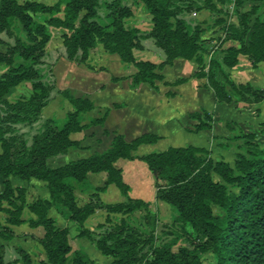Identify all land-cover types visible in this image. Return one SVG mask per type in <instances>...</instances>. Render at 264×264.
<instances>
[{"label":"trees","instance_id":"obj_1","mask_svg":"<svg viewBox=\"0 0 264 264\" xmlns=\"http://www.w3.org/2000/svg\"><path fill=\"white\" fill-rule=\"evenodd\" d=\"M140 1L150 14L152 26L147 33L128 24L132 10L124 0L104 1L103 15L99 13V0H56L51 5L37 0H0V33L13 38L10 43L0 37V44L4 46L0 50V65L6 67L0 72V177L3 180L0 212L7 214L5 222L0 219V238L11 239L14 233L9 225L23 221L24 188L14 189L11 178L25 181L34 178L45 182L48 191L47 198H36L27 206L35 215L33 220L29 218V224L43 227L44 234L39 241L46 259L33 262L26 251L18 248L23 264H100L84 250H72L69 230L57 226L48 216L51 208L76 224L78 236L91 239L97 250L111 256L109 264H264V142L255 143L248 134L244 135L246 148L236 154L233 165L223 160L213 161L201 153V146L193 145L133 155L138 145L154 143L159 138L152 133H143L130 142L122 134L114 133L110 147L103 152L56 167L47 165L48 160L78 147L70 133L101 124L108 111L105 106L99 117H88L86 121L93 102L63 89L60 92L70 103L65 121L61 125L52 118L40 121L53 88L39 67L51 37L50 28L66 31L62 34L63 45L70 60L85 61L89 49L101 44L123 62L134 64L137 71L132 76L133 86L145 83L157 89L155 81L163 79L157 70L181 57L196 62L193 75L206 79L217 103L257 104L264 100V90L249 81L234 82L225 76L220 81L216 60H210L207 70L203 68L202 56L198 54L200 28L180 16L189 10L180 4L181 0ZM249 20L247 14L240 13L236 23L227 25V38L234 44L224 48L223 65H236L239 54L246 55L253 67L264 61V19L256 16L251 27ZM144 38H151L163 51L161 62L135 59L133 50L143 47ZM184 81L181 77L174 83ZM18 85L25 87V91L14 99H6L10 88ZM189 117L196 121L190 129L192 132L211 129L214 123L213 111L204 108L189 113ZM38 122L29 139L15 126L31 127ZM262 126L264 131V122ZM119 158H138L146 163L154 177L156 199L171 206L176 214L173 220L181 223L183 229L190 227L194 239L190 247H174L172 241L156 243L153 228L157 215L152 212L150 202L130 197L116 203L100 199V193L110 183L127 195L129 186L123 182L121 169L115 164ZM100 171L106 174L105 184L94 186L88 174ZM212 173L220 180H214ZM78 189L89 192L83 204L76 201ZM15 199H20V203ZM96 210L120 214L142 210L144 228L122 218L92 238L83 224ZM205 251L212 255L207 263L200 257ZM0 264H6L1 252Z\"/></svg>","mask_w":264,"mask_h":264},{"label":"crops","instance_id":"obj_2","mask_svg":"<svg viewBox=\"0 0 264 264\" xmlns=\"http://www.w3.org/2000/svg\"><path fill=\"white\" fill-rule=\"evenodd\" d=\"M142 45L141 49L133 50L136 60L159 63L164 59V53L151 38H144ZM196 69L197 64L193 60L176 57L171 64H166L157 70L163 75V79L155 81L157 89H154L145 83L133 86L132 76L137 71L134 64L123 62L116 53L107 52L101 44L90 48L87 59L83 62L60 57L52 66L56 87L71 89L81 96L88 97L94 104L88 112L90 117L98 116L103 106L108 107V111L101 124H92L80 131L70 133V138L78 142V147L48 160L47 165L56 167L69 160L103 152L110 147L114 133L122 134L127 142L143 133L159 136L154 143H142L132 151L133 155L141 156L149 152L165 150L170 146H203L216 134L218 125L222 131L217 133L227 135L226 122H255L256 117L250 112V104L217 103L212 89L206 84V79L193 75ZM181 77L185 78L184 82L174 83ZM47 108H50L49 113L46 112ZM201 108L213 111V126L211 129L192 132L190 129L196 121L189 117V113L199 111ZM263 113L264 103L261 105V116ZM41 117L52 118L61 125L65 121L66 110H62V102L52 105L49 100L42 109ZM115 164L120 167L122 180L129 189L127 195H124L115 184L110 183L100 193L103 202H121L127 197L140 198L150 203L159 201L155 197V187L154 190L152 189L154 180L152 181L150 177L151 171L144 161L138 158H119ZM18 179L12 177L11 182L26 186L23 182L27 181ZM88 179L94 186H103L106 174L103 171L89 173ZM30 181H35L34 183L44 189L42 198L48 197L45 182L34 178ZM2 188L3 180L0 177V190ZM82 195L88 198L89 192L84 191ZM48 212L58 226L68 228L70 245L71 237L84 241L83 236H76L73 233L76 229L75 223L61 217L53 208ZM39 228L40 226L26 229L35 232ZM37 235L41 237L40 234ZM74 248H81L89 253L91 244L84 242Z\"/></svg>","mask_w":264,"mask_h":264},{"label":"rangeland","instance_id":"obj_3","mask_svg":"<svg viewBox=\"0 0 264 264\" xmlns=\"http://www.w3.org/2000/svg\"><path fill=\"white\" fill-rule=\"evenodd\" d=\"M37 1L51 5L56 0ZM99 1L101 5L99 8V13L103 15V2L107 0ZM124 2L128 4L132 10V15L128 18V24L138 27L143 33H147L150 30L152 24L150 21V14L143 3L140 0H124ZM180 4L189 8V10L183 11L180 16H182L188 23L197 25L200 28L199 40L201 48L198 54L202 56L203 68L207 70L210 60H216L219 63L216 75L220 81H223L225 76L227 78H231L234 82L249 81L253 86L262 88L264 90V61L258 62L256 66L253 67L246 55L239 54L238 63L233 67H227L221 63L224 48L228 45L234 44V41L227 38V25L236 23L240 13H245L250 17L249 27H251L256 16L264 19V0H181ZM64 32L66 31L61 28H50L51 37L45 46V54L41 60V63L39 64V67L45 75V79L53 85V88L50 91L49 100H51L52 105L58 104L59 101L62 102V110L69 108L70 103H68V101L60 92L63 89L56 87L54 75L52 73V66L60 57H66L62 35ZM20 35L23 36L24 34L20 33ZM0 37L10 43L13 42V38L3 32L0 33ZM3 49L4 46L0 44V50ZM5 68L6 67L0 65V72L5 70ZM23 91H25V87L19 85L12 87L8 93L5 94V98L8 100L14 99L18 96L19 92ZM71 91L74 96H81L75 93L73 90ZM238 102L243 101L232 102V104H236ZM263 103L264 100L257 104L247 103L250 104V112H252V114L256 117L255 122L253 123L226 122L225 127L227 135L225 136L217 133L222 131L221 127L218 125L216 127V134L211 137V140H209L207 144L201 146L203 148V152L201 153L209 156L213 161L223 160L228 162L230 165H233L236 154L238 152H244L246 148V138L244 135L248 134L251 141L262 144L264 142V131L262 126V123L264 122V113L263 116H261V105ZM104 107L105 106L102 107L99 115L96 117H99L102 114ZM46 112L49 113L50 108H47ZM88 117L90 116H88L87 113L85 116L86 121ZM43 119L45 118L41 117L40 121ZM39 122L31 127L20 124L15 126L21 132H25L27 134V138L29 139L30 135L35 132ZM187 143L190 144V142ZM149 174L153 181V175H151V173ZM212 176L214 180H220L216 174L212 173ZM34 182L35 181L30 180L26 183L23 182V184H26V186L11 182V186L14 189L17 187L24 188L25 203L21 211V218L23 221L19 224L9 225L13 230L14 236L9 240L0 238V252L6 264H23L20 259V254L17 252L18 248H22L24 251H26L33 262L46 259L41 242L39 241V239L44 234L43 227L38 225L40 228L35 232H31L26 229L27 227H38L31 226L29 224V218L33 220L35 215L28 210L27 206L28 203L34 199L42 198L41 195L44 193V189ZM152 189L154 190V186H152ZM83 192L84 191H81L80 189L76 190L77 203L83 204L88 200V198H85L84 195H82ZM15 202L19 204L20 199H15ZM150 204L152 212L156 213L157 215V222L153 228L156 243L159 244L172 241L174 243V247H190L191 242L194 240L193 236L190 234L191 229L190 227L186 226L183 229V227H181V223L177 221L175 222L173 220L176 214L171 206L162 200ZM214 212H217V210L214 209ZM143 215L144 211L142 210L129 214L106 213L104 210H96L94 214L87 218L83 225L88 229V231L91 232L92 238H96L99 233L108 229L122 218L129 224L143 229ZM6 216L7 214L5 212H0V219L2 222H5ZM48 216H50L49 212ZM22 223L26 224L22 225ZM73 233L78 236L77 226L76 229L73 230ZM37 234H40L41 237H39ZM83 237L84 241H80L75 237H71L72 250L81 249L74 247L79 246L84 242L87 244L88 242L91 244V248L88 249V256L97 263L109 264L111 261V256L102 254L94 247L93 241L91 239L87 238L86 236ZM195 241L198 240L195 239ZM68 257H71V252L68 254ZM200 257L204 263L210 262L212 259V255L209 251L201 252Z\"/></svg>","mask_w":264,"mask_h":264}]
</instances>
